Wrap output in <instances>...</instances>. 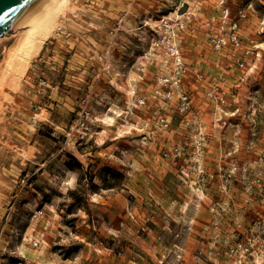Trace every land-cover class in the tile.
<instances>
[{"label":"rangeland","instance_id":"374dc122","mask_svg":"<svg viewBox=\"0 0 264 264\" xmlns=\"http://www.w3.org/2000/svg\"><path fill=\"white\" fill-rule=\"evenodd\" d=\"M263 3L69 0L16 84L19 47L0 38V264H181L178 237L144 216L123 234L102 228L98 201L117 193L130 221L214 199L238 214L205 264H235L247 238L244 264H262ZM205 116L258 147L202 155Z\"/></svg>","mask_w":264,"mask_h":264},{"label":"crops","instance_id":"0c3cea01","mask_svg":"<svg viewBox=\"0 0 264 264\" xmlns=\"http://www.w3.org/2000/svg\"><path fill=\"white\" fill-rule=\"evenodd\" d=\"M250 9H257V7L251 4ZM211 121L205 116L201 122L200 133L202 134V144L197 146V150L201 151L202 155L214 156L222 151V148H224V151H232L238 146L241 152H251L258 147L249 131L248 134L246 132L243 139L239 140V145H237L235 144L237 142L232 126L220 129L216 123L211 125ZM258 136L264 137L261 132L258 133ZM187 150H192V147L188 146ZM202 168L205 170V174L200 179L202 186H204L205 179L206 181L211 180L212 185H214V173L217 169L215 164L210 163L207 167L202 166ZM197 179L199 178H189L186 186L195 185L194 182L198 181ZM187 190L189 191V189ZM98 202L103 212L100 216L102 228L108 232L123 234L124 230L133 229L137 226V223H141V216H144L155 224V230H167L169 234L178 237L177 240L172 242L171 248L176 247L183 251V261L181 264H205L207 260L214 262L215 254L218 255V252L215 253L213 250L219 249L215 248V243L221 239V236L217 237V235H220L219 230L227 231L232 229L234 223L230 219L236 218L238 214L237 211L233 210L214 209L212 208V205L215 203L214 199H205L201 196L195 204H186L188 207L185 209L175 208L173 203L178 206L180 202L174 200V202L169 203V209H165L163 212H154L151 216L140 214L137 209H133L135 219L130 221L126 220L123 195L119 193L108 195L104 199L101 198ZM114 205L116 206L115 211L112 209ZM218 244L221 245V243ZM218 244L217 246H219ZM197 253L198 255H204L199 258ZM262 264H264V261Z\"/></svg>","mask_w":264,"mask_h":264},{"label":"bare ground","instance_id":"6f19581e","mask_svg":"<svg viewBox=\"0 0 264 264\" xmlns=\"http://www.w3.org/2000/svg\"><path fill=\"white\" fill-rule=\"evenodd\" d=\"M68 3L69 0H44L39 9L22 22L21 28L11 34L13 45L19 47V51L10 65L7 64L10 72L6 77L7 84L18 82L30 60L56 27L59 18L65 14ZM11 54L15 55L16 50H12Z\"/></svg>","mask_w":264,"mask_h":264},{"label":"water","instance_id":"95a60500","mask_svg":"<svg viewBox=\"0 0 264 264\" xmlns=\"http://www.w3.org/2000/svg\"><path fill=\"white\" fill-rule=\"evenodd\" d=\"M44 0H0V38L7 37L39 9Z\"/></svg>","mask_w":264,"mask_h":264},{"label":"built area","instance_id":"2783aa9c","mask_svg":"<svg viewBox=\"0 0 264 264\" xmlns=\"http://www.w3.org/2000/svg\"><path fill=\"white\" fill-rule=\"evenodd\" d=\"M237 250L239 251L238 254H235V249L232 248L230 254L235 255V264H244V260L247 256H250L254 253L252 247L251 239H245V242L240 243L236 246ZM257 260L250 262V264H257Z\"/></svg>","mask_w":264,"mask_h":264}]
</instances>
